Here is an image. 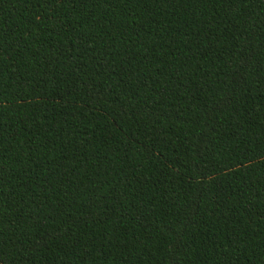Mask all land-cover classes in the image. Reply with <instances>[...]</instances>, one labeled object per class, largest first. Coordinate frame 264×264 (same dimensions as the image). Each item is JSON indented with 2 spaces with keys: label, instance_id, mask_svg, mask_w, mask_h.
Masks as SVG:
<instances>
[{
  "label": "trees",
  "instance_id": "16d2710c",
  "mask_svg": "<svg viewBox=\"0 0 264 264\" xmlns=\"http://www.w3.org/2000/svg\"><path fill=\"white\" fill-rule=\"evenodd\" d=\"M0 264H264V0H0Z\"/></svg>",
  "mask_w": 264,
  "mask_h": 264
}]
</instances>
